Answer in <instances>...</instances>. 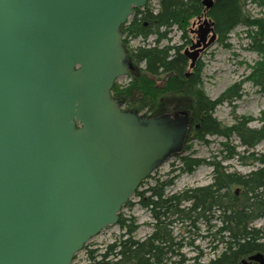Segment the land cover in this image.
I'll return each mask as SVG.
<instances>
[{
  "label": "water",
  "instance_id": "95a60500",
  "mask_svg": "<svg viewBox=\"0 0 264 264\" xmlns=\"http://www.w3.org/2000/svg\"><path fill=\"white\" fill-rule=\"evenodd\" d=\"M147 1L0 0V264H72L183 152L186 111L143 116L111 94L130 66L120 27Z\"/></svg>",
  "mask_w": 264,
  "mask_h": 264
},
{
  "label": "trees",
  "instance_id": "16d2710c",
  "mask_svg": "<svg viewBox=\"0 0 264 264\" xmlns=\"http://www.w3.org/2000/svg\"><path fill=\"white\" fill-rule=\"evenodd\" d=\"M203 0H158L156 9L148 6L134 8L131 19L121 25L123 33L122 43L126 57L130 63L126 76L130 81L125 87L114 82L111 94L121 104L122 109L140 113L144 116L163 113L160 108V100L164 95H169L174 100L186 99L189 102L190 132L187 138L192 137L209 143L208 135L223 137L220 143L221 149L218 154L223 158L247 160L251 157L252 162L259 164L256 170L247 175L225 174L224 166L220 162H213L214 173L218 179L207 188L200 190L199 196L209 197L211 188L217 186V191L226 188V193L218 195L214 199V205L221 210L217 213L219 226L215 231H228L239 235L236 246L229 239L227 245L233 248L235 256L243 251H256L264 248V223L263 226L255 227L253 220H264V152L251 150L264 139V113L257 120L261 122L258 127H249L247 124L255 120L251 116L239 117L231 125H225L214 116L215 108L225 102H232L241 96L240 82L234 83L222 92L216 99H210L205 95L201 85V64L196 61L189 71V60L182 51V44L160 45L161 41L168 39V34L173 27L180 32L182 39L187 37L190 19L202 13H207L215 21V30L218 41L226 47L227 37L238 25L246 27V48L255 51L260 59L251 66V73L246 79L251 80L264 90V17H253L245 8V0H214L211 8L206 9ZM258 5H264V0H255ZM155 35L154 41L149 44H141L135 48L129 47L128 37L141 38L145 41L149 36ZM182 97V98H181ZM180 98V99H179ZM172 100V99H171ZM136 103L138 105H136ZM173 109H180L172 104ZM232 136L239 140L242 151L236 150V146L229 142ZM188 141V140H187ZM186 141V143H187ZM184 149L189 148V145ZM184 152V151H183ZM182 152V153H183ZM177 154L178 163H172L167 178L157 180L147 187L144 192H149L147 199L138 197V204L150 209L156 226L152 234L144 241L133 239L132 233L136 229L133 218L121 216L119 212L118 226L122 236L127 233V240L119 239L109 244L105 252L95 256L94 249L87 252L90 262L88 264H181L182 259L171 261L168 251L177 250L181 247L180 241H174L169 228L173 223L185 222L186 209L183 206V193L165 194V189L172 185L173 180L179 173L186 172L188 163L202 164L205 161L191 160L188 156ZM246 153V155H244ZM248 156V157H247ZM220 173V174H219ZM170 175V176H169ZM149 175L148 177H150ZM145 181V180H144ZM144 181L140 183L141 186ZM238 186L240 193L234 195L231 188ZM199 192V191H198ZM243 192V193H242ZM139 195L137 189L134 193ZM207 202L208 199H207ZM128 200L122 208L131 206ZM208 207V206H207ZM171 216H175L171 218ZM181 223V224H182ZM89 244L85 245L86 247ZM83 247L86 249V247ZM174 256H178L175 254ZM228 256L227 259L231 258ZM99 258L98 261H95ZM208 264H215V260Z\"/></svg>",
  "mask_w": 264,
  "mask_h": 264
},
{
  "label": "rangeland",
  "instance_id": "374dc122",
  "mask_svg": "<svg viewBox=\"0 0 264 264\" xmlns=\"http://www.w3.org/2000/svg\"><path fill=\"white\" fill-rule=\"evenodd\" d=\"M148 6L152 9H156L158 6V0H148ZM245 8L249 14L253 17H264V5H258L255 0H245ZM128 19H131L129 17ZM195 17L190 19V24ZM188 26V29L190 27ZM190 39L194 40L192 33H189ZM188 36V39H189ZM168 39L161 41L160 45L166 43L169 44H181L183 39L180 36V32L173 27L168 34ZM155 39V35L149 36L145 41L141 38L128 37L129 47L135 48L141 44L149 45ZM227 43L229 47L224 46L220 42H216L211 45L198 59V62L201 64V87L205 95L210 99H216L222 92H224L229 86L234 83L240 82L241 96L232 102H225L218 105L215 108L214 116L225 125H231L237 119L242 116H251L255 120L250 121L247 125L249 127H258L261 125V122L257 118L264 113V90H259V87L255 85L251 80L246 79L247 76L251 73V66L255 64L257 60L260 59V56L255 52L248 50L246 45L248 43V38H246V27L238 25L236 28L230 32L227 37ZM183 51V48H182ZM189 60V59H188ZM190 71V68L187 67ZM117 83L121 87L128 85L130 79L127 76H121L116 79ZM182 98V97H181ZM172 99V100H171ZM180 99V98H179ZM186 99L182 98L181 100L173 99L169 95H164L160 100V110L163 112H172V104L177 105L180 110L189 111L188 106L189 102L185 101ZM136 105H138L136 103ZM144 111H140V114H143ZM191 113V112H190ZM162 113H156L157 116ZM190 115V114H189ZM190 118V116H189ZM190 130L188 131L187 136L189 135ZM206 139L209 143H205L202 140L197 138L186 137V145H189V148L184 149L183 155L189 157H197L200 159H210V158H223V154H218L221 149L220 143L225 139L216 135H208ZM229 142L236 146V150L242 151L243 147L239 146V140L236 136H232L229 139ZM185 146V144H184ZM251 150L256 152H264V139L258 142L255 147ZM181 154V153H180ZM246 155V153L244 154ZM178 163V159L175 156L170 157L159 167H157L150 177H147L144 183L139 186L138 190L145 189L148 186L154 184L156 179L161 181L166 179L167 173L170 170L172 165ZM221 165L226 164L230 168L228 170L239 172L245 174L248 170L252 169V166L240 163L239 160L234 157L230 161L220 162ZM256 165H254L255 167ZM211 167L203 164L197 168L196 177H200L198 181L207 182L209 180V174ZM170 176V175H169ZM197 179V178H196ZM195 184L192 180V177H187L186 172L179 173L173 180L172 185L168 186L165 189V194L170 195L174 192L183 190L186 186ZM233 188L232 192L234 191ZM131 206H126L120 210L121 216L126 218H133L134 223L137 225L136 229L132 233V237L135 240L143 239L147 237L153 231V224H155V219L150 215L147 209L140 207L138 202V196L132 195ZM175 216H171L174 218ZM211 222V231L215 232L217 227L220 225L217 219H214ZM173 223L169 228L171 229V235L174 237V241H180L182 243L181 247L175 250L178 256H173L171 261H178L182 259L181 264H208L210 260L214 259L217 254L223 249L221 244H218L216 241L206 238L202 240L194 241V245H198L199 250L202 251L203 256L196 258L198 255L197 252L190 248L186 243L188 242L185 239L184 226L185 222ZM264 220L257 219L253 222V226L260 227L263 226ZM199 228L204 231L206 227L199 225ZM122 232L118 224L109 225L103 229L99 234L92 237L88 244L85 246L86 249L80 250L74 257L72 264H88L90 258H88V250L94 249V255L98 256L105 252V248L113 243L122 239ZM215 245L216 248L213 247ZM99 258H96L95 261H98Z\"/></svg>",
  "mask_w": 264,
  "mask_h": 264
},
{
  "label": "flooded vegetation",
  "instance_id": "af4514ba",
  "mask_svg": "<svg viewBox=\"0 0 264 264\" xmlns=\"http://www.w3.org/2000/svg\"><path fill=\"white\" fill-rule=\"evenodd\" d=\"M205 19L208 22H205ZM214 26H215V21L207 13H202V15L196 16L195 19L192 20V22L190 24V27L187 31V37H185L183 39V41L181 42V44L183 45V52H185V50H188V52H191L192 50L197 49L198 47L194 45L197 41L200 42V47L203 46L204 42L200 38V33H203L205 30L209 31L208 34L205 36V42H207L211 33L214 32L216 34V40L214 41V43H216L218 41V35H217V32H216ZM189 33H192V35L194 36V40L192 38L190 39ZM188 36H189V39H188ZM209 47L199 51L196 61L200 58V56ZM196 61H195V63H196ZM174 110L184 111V110H180V109H174ZM187 113L189 115L188 111H187ZM231 159L232 158L215 159L213 157L210 159H200L197 157H195V158L189 157V159H188L189 162H191V160H198V161H205V162L202 164L188 163V168H187L186 174H187V177H190V178L192 177V180L195 182V184H191L189 186H186L183 190L174 192L176 194H180V193L184 194L183 195L184 200L182 201V203L186 209L185 226H184L185 239H187V241H188L186 243L190 246V248L194 249L197 252L198 255L196 256V258L203 256L204 253H202V251L199 250L198 245H194V241L209 238V239H211V241L214 240L218 244H221L223 246V249L217 254V256L214 259L210 260V261L215 260V264H264V248H262L260 250H256V251H248L247 250V251H243L241 253H237L235 256H231L235 253V250L233 248H229L226 241L231 239L232 241H234V246H236L237 245L236 241H237V238H239V235H237L235 233H229L228 231L212 232L210 229V227L212 226L210 221H212L214 219H218L217 213L219 210H221L217 205H214V203H215L214 199L218 195L223 194V193H226L225 195H226V197H228L229 193L227 192V189L221 188L220 190L217 191V189H218L217 186H213V187H210L211 188V194L209 195V197L199 196V194L201 193L200 192L201 189L207 188L208 186H210V184L215 182L216 178L218 179V177H219L218 175H216L214 173V171H215L214 166L215 165L213 164V162H215V163L223 162V161L228 162ZM250 159H251V157L247 158V160H244L243 162H242V160H239L240 163H244V164L252 166V169L248 170L245 174H241L239 172L228 170V168H230V167L227 166L226 164H224L222 166L225 167L224 168L225 174H237V175H244L245 176V175L251 173L253 170H256L258 168L259 164L257 162H252ZM203 164L211 167V171L209 174V180L207 182H204V183L202 181H198V179L200 177L195 176V174H197V168L202 166ZM254 165H256V166L254 167ZM234 187H235V189L233 191V194L238 196V194L240 193L239 188H238V186H234ZM234 187L231 188V191L233 190ZM146 189L147 188L139 190L140 196H138V197H140L141 199H147V197L149 196V192H144ZM174 193H172V194H174ZM207 199L209 202H207ZM139 205L141 208L147 209L148 212L150 213V215L152 216L149 208H147L141 204H139ZM254 221L255 220H253L251 223H253ZM155 222H156V220H155ZM199 225H203L204 227H206V229L204 231H202L199 228ZM155 226H156V223L153 224V227H154L153 231L155 229ZM152 232L147 237L145 236V237H143V239H140L138 241L142 242V241L146 240L152 234ZM128 237L129 236L127 235V233H125L122 237V240L125 241V240H127ZM262 242H264V240ZM89 245H90V243H89ZM213 247L216 248L215 245H213ZM168 253L170 256H174L176 254V253H173V251H168ZM88 255H90V254H88ZM253 255H255L256 258H250ZM228 256H231V258L227 259Z\"/></svg>",
  "mask_w": 264,
  "mask_h": 264
},
{
  "label": "bare ground",
  "instance_id": "6f19581e",
  "mask_svg": "<svg viewBox=\"0 0 264 264\" xmlns=\"http://www.w3.org/2000/svg\"><path fill=\"white\" fill-rule=\"evenodd\" d=\"M205 7V6H204Z\"/></svg>",
  "mask_w": 264,
  "mask_h": 264
}]
</instances>
